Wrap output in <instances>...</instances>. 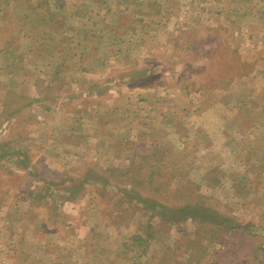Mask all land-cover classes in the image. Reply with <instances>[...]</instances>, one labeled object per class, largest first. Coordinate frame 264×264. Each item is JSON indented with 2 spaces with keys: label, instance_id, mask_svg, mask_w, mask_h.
<instances>
[{
  "label": "rangeland",
  "instance_id": "374dc122",
  "mask_svg": "<svg viewBox=\"0 0 264 264\" xmlns=\"http://www.w3.org/2000/svg\"><path fill=\"white\" fill-rule=\"evenodd\" d=\"M143 263L264 264V0H0V264Z\"/></svg>",
  "mask_w": 264,
  "mask_h": 264
},
{
  "label": "trees",
  "instance_id": "16d2710c",
  "mask_svg": "<svg viewBox=\"0 0 264 264\" xmlns=\"http://www.w3.org/2000/svg\"><path fill=\"white\" fill-rule=\"evenodd\" d=\"M191 209L192 207H191V205H186L185 207H183V208H181L180 210H178L179 212H181V211H184V210H186V209ZM163 211H164V213H165V211H166V208L165 207H163ZM170 218L168 217L167 219L165 218V221L164 222H168L167 220H169ZM203 220H206L205 222H207V221H209V220H207V219H203ZM150 227V226H149ZM148 227V228H149ZM229 227V226H228ZM151 228V227H150ZM154 233H150V232H148L147 233V238H152V235H153ZM146 243V241H142V242H140V245H142V244H145ZM141 258V257H140ZM144 264V263H143Z\"/></svg>",
  "mask_w": 264,
  "mask_h": 264
}]
</instances>
